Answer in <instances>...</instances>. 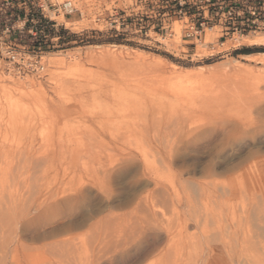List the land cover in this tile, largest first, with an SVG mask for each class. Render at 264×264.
<instances>
[{
  "label": "rangeland",
  "instance_id": "rangeland-1",
  "mask_svg": "<svg viewBox=\"0 0 264 264\" xmlns=\"http://www.w3.org/2000/svg\"><path fill=\"white\" fill-rule=\"evenodd\" d=\"M76 1L82 16L52 17L78 35L44 50L43 71L0 60V264H89L144 227H160L162 243L140 264L253 263L264 249V64L242 49L264 44H230L218 26L189 44L176 21V43L114 35L87 19L113 0ZM110 44L112 55L95 53ZM207 240L220 243L213 257Z\"/></svg>",
  "mask_w": 264,
  "mask_h": 264
},
{
  "label": "built area",
  "instance_id": "built-area-1",
  "mask_svg": "<svg viewBox=\"0 0 264 264\" xmlns=\"http://www.w3.org/2000/svg\"><path fill=\"white\" fill-rule=\"evenodd\" d=\"M137 1L140 7L137 11L115 6L117 0H113L109 8L102 5L103 11L92 12L87 19L104 21L114 35L132 32L146 35L152 31L160 38L163 33L173 34L172 25L176 21L181 26V38L189 44L199 41L205 29L218 26L219 38L232 37L248 34L264 24V0ZM75 12L84 14L76 0H0V60L5 69L21 75L43 71L44 50L56 43L64 44L60 42V33L78 35L52 15Z\"/></svg>",
  "mask_w": 264,
  "mask_h": 264
},
{
  "label": "bare ground",
  "instance_id": "bare-ground-1",
  "mask_svg": "<svg viewBox=\"0 0 264 264\" xmlns=\"http://www.w3.org/2000/svg\"><path fill=\"white\" fill-rule=\"evenodd\" d=\"M177 24H179V23H177ZM212 30H213V28L206 29V33L209 34L210 31L212 32ZM178 31H179V25H175L172 37L171 38L169 37L170 39L165 37V38H162V40L167 41V42L170 41L173 43L178 42ZM242 42H247V43L253 44V45L264 44V33H257L255 35H249V34L246 35L245 34V35H241V36L233 35L232 37H230L228 39V43L233 44V45L239 44ZM114 46H116V44H110L109 46H106V48H103L102 45H96L95 47L98 48L99 50L95 51V53H100L101 55H112L114 53V49H112V47H114ZM245 57L247 59L254 61V62L264 64V52H255V53L245 54ZM68 58L73 59V58H75V55L71 54L68 56ZM200 67H201L200 65L196 66V70L198 71V69ZM233 67L235 69H237L236 71L245 70L244 69L245 66L240 62H237L236 64H234ZM201 187L203 188L202 184L200 185V188ZM145 200H146V198H145ZM148 203H149V201H148ZM152 214L154 215L155 212H152ZM179 225L181 227V230L186 231L189 227L188 219L184 218L183 221L179 222ZM238 226H240V225H238ZM161 232H162V229L160 227H158V228L157 227H155V228L154 227H144L142 229H139L137 234H134L129 238H124L122 240L112 241L110 252H107V255H105V256H98V257L92 259L89 264H140L147 257H149L152 253L159 250V247H160L159 245H161V243H162L161 242L162 241L161 240V238H162ZM165 232H166V230H165ZM64 242H65V240H64ZM216 242L212 243V246L210 243V246H209L208 240L205 241V243H206L205 248H206L207 257H211V256L213 257L212 253L215 251V249L213 248V245ZM242 242H243V240H241V243L239 244L240 249H242L244 247ZM216 244H220V243H216ZM227 246L230 248L229 245H227ZM260 248L262 249V246ZM217 249H219V246ZM247 249H250V248H247ZM161 250L162 249H160L159 252H161ZM242 250H241L240 254H243ZM251 251L253 253L252 249H251ZM199 254H200V252H199ZM231 254H234V252L232 251ZM253 255H254V258L253 257L252 258L254 259V261L251 260V262H253V263L249 262L250 264H264V249H262L260 252L254 251ZM243 256H241V257L243 258ZM197 258H199V257H197ZM179 259L180 258L175 257L172 261L173 262L172 264H181L182 263L181 260H183L185 258H183V259L181 258L180 260ZM239 261H241V260H239ZM241 263H242V261H241ZM246 263L249 264L248 262H246ZM230 264H231V262H230Z\"/></svg>",
  "mask_w": 264,
  "mask_h": 264
},
{
  "label": "trees",
  "instance_id": "trees-1",
  "mask_svg": "<svg viewBox=\"0 0 264 264\" xmlns=\"http://www.w3.org/2000/svg\"><path fill=\"white\" fill-rule=\"evenodd\" d=\"M49 27V26H48ZM49 29V28H48ZM49 31H50V34L52 35V30L51 29H49ZM60 36H61V39H60V42L61 43H67V42H69L72 38L70 37V36H66L63 32L62 33H60ZM255 51V50H254ZM242 52L243 53H251V52H253V50H250V49H242Z\"/></svg>",
  "mask_w": 264,
  "mask_h": 264
}]
</instances>
